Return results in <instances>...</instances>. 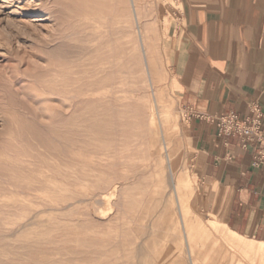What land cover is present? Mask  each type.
Listing matches in <instances>:
<instances>
[{"label":"rangeland","instance_id":"374dc122","mask_svg":"<svg viewBox=\"0 0 264 264\" xmlns=\"http://www.w3.org/2000/svg\"><path fill=\"white\" fill-rule=\"evenodd\" d=\"M87 1L0 0V264H264L245 251L260 244L227 229L230 194L205 195L187 146L168 84L177 0H99L126 53L110 91L84 75ZM100 93L116 101L91 100ZM171 179L187 185L179 203ZM181 218L207 234L186 241Z\"/></svg>","mask_w":264,"mask_h":264},{"label":"crops","instance_id":"0c3cea01","mask_svg":"<svg viewBox=\"0 0 264 264\" xmlns=\"http://www.w3.org/2000/svg\"><path fill=\"white\" fill-rule=\"evenodd\" d=\"M181 24L171 34L168 84L188 116L187 146L201 182L227 190L226 227L264 244V0H177ZM197 115H203L200 119ZM235 115L256 122L255 139L220 133Z\"/></svg>","mask_w":264,"mask_h":264},{"label":"bare ground","instance_id":"6f19581e","mask_svg":"<svg viewBox=\"0 0 264 264\" xmlns=\"http://www.w3.org/2000/svg\"><path fill=\"white\" fill-rule=\"evenodd\" d=\"M13 1H16L19 3L24 0H13ZM88 4H90V6H92L91 4H93L95 8L94 7L90 8ZM85 5L87 6V8L91 9V11L88 10L86 12H83L82 14L83 18H85L83 19V21L87 20V22L83 24L86 27L83 26L84 30H81L80 32L84 36L91 37L92 42L95 44H93V46L91 48H88L86 51V55L94 54V58L92 62L89 63V69L86 71L84 75L87 78V83L90 88L96 87L98 88L97 90L101 88H105V90L113 89V86L117 81V74H116V70L118 66L117 61L118 60L120 61V59H123V57L126 54L125 51L121 49L120 44L116 38V30H115V24H114V8L111 4H106V5L100 4L99 0H89L86 2ZM39 21L41 20L40 19L35 20V22H39ZM87 29H89V32L88 31L86 32ZM143 54L145 55L144 50H143ZM120 67H121V73H122L120 80H121V83H123V87H124V86H127L131 73H130V68H129L128 63L126 64L122 63ZM107 91H110V90H107ZM100 95L101 97L100 96L91 97V100L95 102H100V101L101 102L103 101L115 102L116 101V96H114L113 94H112L113 96L103 95L101 93ZM152 95L154 98L155 96L153 93ZM148 115L150 118V122L153 123L155 120L154 118L155 114L153 113V107H150L148 111ZM156 120H157V117H156ZM160 161H162L161 158H160ZM188 176L189 174H186V178ZM171 186H172L171 189L176 194L177 203H179L181 199L182 188L187 187V185L185 183L182 184L180 180L171 179ZM175 218H176L175 213L171 214V217L168 218L169 219L167 222L168 224H166L168 228H171L173 226V221ZM180 224L182 228H185V227L189 228L188 235L185 236L186 241L188 242H189V236H191L192 231H198L203 234H207V228L198 219L195 220L193 224L188 225L185 223V220L181 218ZM258 244H260L258 248H248V249H245V251L247 254L249 255L252 254L254 257H256L255 259H264V244L263 243H258ZM183 253H186V258L188 260H191V257L193 254L191 248H188L187 251L185 252H181L180 254L181 257L184 256Z\"/></svg>","mask_w":264,"mask_h":264},{"label":"built area","instance_id":"2783aa9c","mask_svg":"<svg viewBox=\"0 0 264 264\" xmlns=\"http://www.w3.org/2000/svg\"><path fill=\"white\" fill-rule=\"evenodd\" d=\"M200 119H205L203 115H197ZM217 128L220 133L226 135H236L242 138L245 142L255 139L257 135L256 122L247 123L246 121H240L235 115H227L221 117L217 121ZM258 163L264 162V155H259L257 158Z\"/></svg>","mask_w":264,"mask_h":264}]
</instances>
